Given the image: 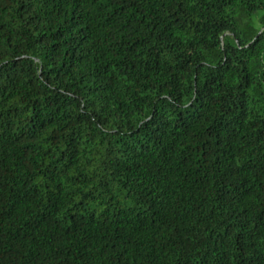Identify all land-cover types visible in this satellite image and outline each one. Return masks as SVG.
<instances>
[{"label": "trees", "instance_id": "16d2710c", "mask_svg": "<svg viewBox=\"0 0 264 264\" xmlns=\"http://www.w3.org/2000/svg\"><path fill=\"white\" fill-rule=\"evenodd\" d=\"M0 264H264V0H0Z\"/></svg>", "mask_w": 264, "mask_h": 264}]
</instances>
